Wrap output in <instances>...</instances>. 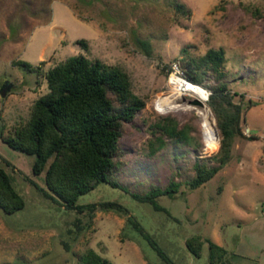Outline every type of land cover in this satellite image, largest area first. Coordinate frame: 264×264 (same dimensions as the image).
Instances as JSON below:
<instances>
[{"label": "rangeland", "instance_id": "obj_1", "mask_svg": "<svg viewBox=\"0 0 264 264\" xmlns=\"http://www.w3.org/2000/svg\"><path fill=\"white\" fill-rule=\"evenodd\" d=\"M207 48L223 50V80L240 104L244 137L234 140L225 163L208 180L190 188L192 163L213 155L218 141L205 145L200 116L183 107L187 95L172 99L179 106L166 112L156 111L153 102L171 94L167 65L197 58ZM76 54L123 69L132 92L144 101L123 124L118 141L122 163L114 177L122 188L99 183L76 199L79 205L97 204L89 215L42 195L30 183L44 187L43 172L30 171L33 156L2 141L47 91L44 72ZM14 60L38 70L11 64ZM4 83L0 167L23 206L12 213L0 210V264H78L89 248L109 264H214L207 240L224 249L221 264H264V0H0V86ZM165 118L175 121L183 142L159 136L155 124L169 122ZM246 130L255 137L247 139ZM169 182L177 184L175 191L156 198L159 210L130 196ZM102 202L121 209H103ZM190 237L202 242L197 256L185 245Z\"/></svg>", "mask_w": 264, "mask_h": 264}, {"label": "trees", "instance_id": "obj_2", "mask_svg": "<svg viewBox=\"0 0 264 264\" xmlns=\"http://www.w3.org/2000/svg\"><path fill=\"white\" fill-rule=\"evenodd\" d=\"M175 7L181 11L180 4H175ZM76 43L85 47L82 39ZM11 64L29 71L38 70L22 60H14ZM223 64L221 48H207L199 57L184 58L179 62L190 82L209 90L206 105L213 115L219 136L217 151L213 155L196 158L192 163L194 175L188 182L190 188L208 180L225 163L234 140L244 137L240 125V104L233 101V93L223 80ZM43 77L47 91L31 103L27 119L14 128L13 136L3 137L2 141L15 151L33 156L30 171L33 175L43 172L44 187L30 183L42 195L57 201L64 209L78 213L86 209L89 215L97 204L79 205L76 199L99 183L121 187L114 177L122 163L118 141L123 124L132 121L144 107V101L132 92L123 69L98 59L89 60L81 54L68 56L54 64ZM155 127L160 130L159 136L173 138L176 143L184 140L175 121L155 124ZM254 137L249 134L247 139ZM157 140L162 143L160 137ZM209 159H214L216 165H208ZM176 185L169 182L162 189L151 188L142 194L130 192V196L159 210L161 207L156 198L172 193ZM22 206L23 200L15 191L10 176L0 167V210L12 213ZM99 206L121 209L112 202H102ZM201 244L197 237L185 241L187 249L195 256L199 254ZM206 246L208 260L221 264L224 249L209 240ZM78 264L109 262L89 248L79 256Z\"/></svg>", "mask_w": 264, "mask_h": 264}, {"label": "built area", "instance_id": "obj_3", "mask_svg": "<svg viewBox=\"0 0 264 264\" xmlns=\"http://www.w3.org/2000/svg\"><path fill=\"white\" fill-rule=\"evenodd\" d=\"M165 73H166V84L171 89V94H172V96H170L171 94H167L166 96H170L171 100L174 99L175 97H180L182 95H187L188 97H190V99H193V98L198 99L202 103V106L207 109L209 117L212 120V116H210L211 115L210 111L208 110V108L205 105L206 101H207V97H208V95L210 93L209 90L207 88L199 85V84H195V83L190 82L186 78V75L183 72V70L180 68L178 60L171 61L167 65V67L165 68ZM188 83H190V84H192L194 86H197L200 89H202V91L204 93V98L202 100H200L192 91H190V90L185 88V85L188 84ZM153 108L156 111H158V108L156 107L155 102H153ZM212 124H213V121H212ZM200 127H201V123H200ZM244 133L247 136L249 135L247 130ZM201 135H202L203 146H205L204 145V139H203V133H202V127H201ZM214 140H215V142L217 144L218 137H217L216 132H215V139ZM204 150L206 151L207 149H205V147H204Z\"/></svg>", "mask_w": 264, "mask_h": 264}, {"label": "bare ground", "instance_id": "obj_4", "mask_svg": "<svg viewBox=\"0 0 264 264\" xmlns=\"http://www.w3.org/2000/svg\"><path fill=\"white\" fill-rule=\"evenodd\" d=\"M185 88L192 91L200 100L204 98V93L202 89H200L199 87L188 83L185 85ZM155 105L158 108L159 112H166L169 110H173L179 106L172 102L170 96H166V95H161L157 100H155ZM183 107L195 109L197 115L200 116L204 127V136L206 140L205 145L207 143L208 146L210 147L216 146V142L214 140L215 130L212 124V120L209 118L207 109L203 106H191L189 104H186Z\"/></svg>", "mask_w": 264, "mask_h": 264}, {"label": "water", "instance_id": "obj_5", "mask_svg": "<svg viewBox=\"0 0 264 264\" xmlns=\"http://www.w3.org/2000/svg\"><path fill=\"white\" fill-rule=\"evenodd\" d=\"M7 88H8V84L7 83H4V84H2L0 86V96H4L5 91L7 90ZM188 104L191 105V106H202V103L196 98L188 100Z\"/></svg>", "mask_w": 264, "mask_h": 264}]
</instances>
